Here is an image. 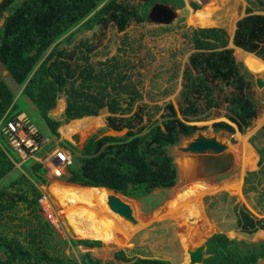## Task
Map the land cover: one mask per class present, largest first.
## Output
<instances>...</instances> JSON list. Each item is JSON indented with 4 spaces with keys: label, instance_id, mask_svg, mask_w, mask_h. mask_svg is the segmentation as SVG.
Listing matches in <instances>:
<instances>
[{
    "label": "trees",
    "instance_id": "obj_1",
    "mask_svg": "<svg viewBox=\"0 0 264 264\" xmlns=\"http://www.w3.org/2000/svg\"><path fill=\"white\" fill-rule=\"evenodd\" d=\"M259 8L264 2L255 0ZM154 4L183 7L182 0H0V17L7 12L0 25V69L6 73L12 87L0 76V122L12 120L21 113L17 100L25 101L43 123L47 134L58 138V120L48 115L59 95L63 96L61 117L67 122L83 117H95L100 110L109 116L103 129L125 130L120 136L92 134L79 149L64 141L70 153L76 154L77 167L67 166L59 180L79 187L63 186L68 193H80L100 188L134 200L145 199L153 190L174 186L177 172L168 147L190 137L198 128L187 122L199 121L197 117L216 107L214 89H228L223 97L226 122L211 125L214 132L242 133L256 117L251 100L252 75L234 61L232 50L226 49L227 38L223 29L213 27L186 28L182 37L193 52L187 58L182 72L178 106L170 103L162 108L160 120L146 127L136 128L140 118L132 113L139 91L125 71V62L111 56L91 62L93 50L86 40L66 49L63 45L79 33L112 25L122 32L130 24L146 21V13ZM192 10L195 5L190 6ZM246 9L244 17L235 23L232 45L253 54L264 62V16L251 14ZM17 98V99H16ZM128 117H122L130 114ZM178 115V116H177ZM32 123V122H31ZM231 124V125H230ZM67 149V148H66ZM17 156L0 137V264H110L80 256L78 262L52 256L42 247L39 233L50 227L39 216L37 199L39 186L46 179L39 176L37 162L30 170H23ZM246 175H249L246 173ZM84 187V188H80ZM98 188V189H89ZM72 204L84 205L78 199ZM18 211H25L18 221L32 228L21 240L4 233V221L13 219ZM77 212L72 217L78 224ZM236 225L243 234L264 231V218L255 219L247 211L239 210ZM91 226V225H90ZM107 227V225H103ZM100 240H73L71 246L99 247ZM204 259L201 264H264V242L245 243L228 239L216 233L204 241ZM111 261L122 264H169L167 261L133 257L127 258L120 250L111 255Z\"/></svg>",
    "mask_w": 264,
    "mask_h": 264
},
{
    "label": "rangeland",
    "instance_id": "obj_2",
    "mask_svg": "<svg viewBox=\"0 0 264 264\" xmlns=\"http://www.w3.org/2000/svg\"><path fill=\"white\" fill-rule=\"evenodd\" d=\"M127 1L130 3L135 2V0ZM215 1L217 0H212V2ZM246 1H248L247 7L245 3L237 1V3L230 6L229 12L224 17L220 16L219 18L228 22H225L224 25L227 43L234 29L232 21L245 15L246 9L252 12H262L264 16V9L261 10L255 0H251L252 3H250V0ZM262 1L264 2V0ZM185 2L188 3V10H174L175 17L166 26L153 25L145 21L141 24L130 23L124 31L117 32L109 24L103 28L96 27L92 31L76 34L69 44L63 45L66 49H70L79 40H86L87 44L93 46L89 56L91 62L102 61L111 56H116L122 62H125V71L130 73L131 80L140 94V98L132 108V113H136L140 118L138 122L134 121L133 131L139 127H146L152 121L159 122L160 116L164 113L162 108L165 104L170 103L175 109L178 106L182 82L181 75L187 66L188 56L193 52L190 44L182 37V34L185 33L186 28L204 26L205 24H202L198 19L196 20L193 14L208 10H205L207 6H204L203 11L191 10L190 3L196 4L199 8L198 2L201 4L202 0H185ZM214 7H216V4ZM221 12V10L214 8L213 11H209L207 17L211 15L214 18L218 14L221 15ZM6 15L7 12L1 15L0 25ZM209 24H212V22L208 21L206 25ZM231 50L233 54L234 48H231ZM237 50L239 51V49H235L236 57ZM253 61L260 63L262 69L257 68L255 70L252 65ZM237 63H240L244 69H246V66L250 71H254L250 73L252 75L250 97L255 104L256 117L242 134L237 131L232 135L223 131L214 132L211 125L225 121L223 116L226 110L223 97L228 92L227 88H220L217 85L213 93L216 107L197 117L199 121L187 122L196 126L198 130L191 137L182 138L178 144L167 149L177 172L174 186L165 190L155 189L143 200L127 199L114 194L130 208L128 210L129 215L126 216V218L130 217V221H127L129 219L127 218L126 224L105 209L104 202L108 194L107 190H97L92 196L91 202L92 191L80 193L78 189H74L68 193L63 189V186L72 185L53 177L52 174L56 175L55 170L53 169L52 172V167L44 161L45 156L53 148H67L69 150L63 142L66 141L73 146L69 139L72 134L78 135V143L73 147L79 149L83 141L92 134L120 136L125 130L116 132L108 129L102 130L105 124L104 120L109 116L103 109L94 118H81V120L89 122L86 131L75 130L66 136L64 140L58 141V138L53 139L47 134L35 111L30 109L25 101L18 99L16 102L21 113L35 125L40 135L47 140V143L42 147V151L36 154L38 168L40 169L39 176L47 181L46 185L42 187L46 199V209L49 210L50 214L48 218L43 206L41 211L38 212L42 220L50 227L49 230H43L38 235L41 238L43 237L42 247L46 248L52 256L74 262H78L80 256L87 253L89 257L98 259L101 262L110 261V264H122L111 261L112 253L120 250L127 258H157V260H167L171 264H183L185 257L187 259L186 251H191L213 233H222L226 238L234 239L236 242H262L264 240L262 233L259 232L252 236V234H243L238 230L236 214L241 209L249 212L255 218L264 217V63L251 55L245 57V66L240 61ZM0 76L8 86L12 87L11 81L1 69ZM257 77L263 82L260 89L256 88L253 83V80ZM62 99L63 96L59 95L56 105L52 109V113L60 122L61 127L75 121L66 122L61 117L60 105ZM130 115L131 113L122 117ZM197 133L206 137L213 136L217 141L226 145L224 152L232 158V166L227 173L220 176L204 175L201 177L195 174H198L197 169L194 168L196 166L195 159L190 158L187 153L180 152L178 148L184 146L185 142ZM247 137L250 138L249 142L246 140ZM241 138H245L247 147L254 154L253 157L256 158V155L258 157L257 162L252 161L245 165L243 169L240 166L241 154L239 153ZM183 160H188V163L193 164L190 167V172L188 170L185 172V168H182L185 165L181 163ZM30 162L31 159H27L20 160L19 163L22 168H27ZM246 173L249 175H246ZM64 174L65 170L62 171L61 175ZM242 176L244 182L241 181L237 193L232 194L221 190L212 192L213 187L222 181L230 178L239 179ZM51 177H53L52 180ZM198 184L204 186L205 189L201 190L200 193L187 195L180 201L177 200L178 196ZM73 199H78L84 205L72 204ZM76 212L78 222L88 220L91 226L86 223H76L72 218ZM20 215H25V211H18L14 215H10L13 216V219L5 220L3 226L5 235L14 236L16 233L15 237L21 240V236L30 230L32 225L28 223L21 224L17 219ZM132 221H135L137 225L134 227L128 226ZM103 225H107V227ZM81 239L100 240L101 245L99 247L82 248L71 246L69 243V241ZM259 262L263 263L264 258Z\"/></svg>",
    "mask_w": 264,
    "mask_h": 264
},
{
    "label": "water",
    "instance_id": "obj_3",
    "mask_svg": "<svg viewBox=\"0 0 264 264\" xmlns=\"http://www.w3.org/2000/svg\"><path fill=\"white\" fill-rule=\"evenodd\" d=\"M175 17V12L172 7L165 6L161 4L152 5L147 14L146 21L150 24L166 26ZM242 18V17H241ZM235 28V27H234ZM226 49L236 48L232 45V36L230 38V42L225 47ZM238 49V48H237ZM241 50V49H239ZM244 54L251 55L256 58L253 54L247 53L241 50ZM234 58L235 62L239 60ZM258 59V58H256ZM254 86L258 89L262 88L263 82L259 77L253 80ZM72 145L75 146L78 143V135L72 134L69 138ZM178 150L182 153H187L190 155V158L195 159L194 162L196 164L195 168L198 171L197 176H220L227 173L232 166V158L229 154H226L224 151L226 150V145L216 140L215 137H206L201 135L200 133L195 134L194 137L190 138L187 142H185L184 146L179 147ZM69 169L73 170L77 167V157L76 154H70L69 160ZM194 169V168H193ZM52 179V178H51ZM78 187V186H77ZM81 188V187H80ZM113 194V193H112ZM121 205V204H119ZM118 209V208H116ZM119 210L123 214L124 217L128 216V211L119 207ZM204 241L197 249H192L189 252L188 260L189 264H201L204 259Z\"/></svg>",
    "mask_w": 264,
    "mask_h": 264
},
{
    "label": "built area",
    "instance_id": "obj_4",
    "mask_svg": "<svg viewBox=\"0 0 264 264\" xmlns=\"http://www.w3.org/2000/svg\"><path fill=\"white\" fill-rule=\"evenodd\" d=\"M0 137L13 153L20 159H32L36 161L35 155L41 151L43 145L47 143L37 128L22 113L17 114L12 120L0 122ZM46 164L59 173L69 165L70 154L63 150L54 148L44 158ZM58 175V174H56ZM46 199L41 195L37 199V205L41 211L42 206L45 208L46 216L49 218V210L46 209Z\"/></svg>",
    "mask_w": 264,
    "mask_h": 264
},
{
    "label": "crops",
    "instance_id": "obj_5",
    "mask_svg": "<svg viewBox=\"0 0 264 264\" xmlns=\"http://www.w3.org/2000/svg\"><path fill=\"white\" fill-rule=\"evenodd\" d=\"M183 1V7H182V10L184 9H186V10H188V3H186L185 2V0H182ZM201 1V0H200ZM237 1H241V3H245V6H246V4H247V2L248 1H246V0H217V1H215V2H212V0H202V3L200 4L199 2H198V4L200 5V7L198 8V6L196 5V4H193V3H190L189 4V6H191L192 4L193 5H195L196 6V9L195 10H193V11H196V10H200V11H203L204 9V6H207V8H205V9H208L207 11L209 12L210 10H213L214 8H216V9H219V10H221L222 12H221V15H216V17H214V18H212L211 17V15H210V17H207V20H205V25L204 26H200L199 28H202V27H213V28H220V29H223L224 30V25H225V22H227V20L225 21V20H220L219 18H220V16H222V17H224L225 16V14H227L228 12H229V8H230V6L232 5V4H234V3H237ZM262 1V0H261ZM250 3H252V1L250 0ZM204 4V5H203ZM212 4H213V6H212ZM216 4V7H214V5ZM243 5V4H242ZM245 6H244V8H245ZM247 7V6H246ZM191 8V7H190ZM176 10V9H175ZM181 10V9H180ZM192 10V9H191ZM224 11V12H223ZM251 13H254V14H263L262 12H251ZM213 16V15H212ZM244 16V15H243ZM243 16H240L239 18H237V19H235V20H233L232 21V25H233V28L235 27V23H236V21L238 20V19H240L241 17H243ZM212 18V19H211ZM215 18H217L216 20H215ZM208 21H211L212 22V24H209V25H206L207 24V22ZM228 23V22H227ZM235 29V28H234ZM234 29H233V32H234ZM233 34V33H232ZM232 36V35H231ZM231 36H230V38H231ZM228 41V40H227ZM229 42H230V39H229ZM228 42V43H229ZM227 43V44H228ZM227 44H226V46H227ZM235 49L236 48H234V53L232 54L235 58H237L241 63H243L242 62V60L241 59H239L238 57H236V55H235ZM247 55V54H246ZM243 65L245 66V64L243 63ZM245 68L249 71V72H251V73H253L252 71H250L246 66H245ZM261 72V71H260ZM257 73H259V72H257ZM61 100V99H60ZM63 106H64V103H63V99H62V104L60 105V111L62 112V110H63ZM30 109H32V107L30 106ZM48 115L50 116V117H52L54 120H58L57 118H55L56 116H54L53 115V113H52V110H50L49 112H48ZM84 118H94V117H83V119ZM81 120V119H80ZM72 121V120H71ZM75 121H78V120H75ZM222 122H226V120L225 121H222ZM251 123V122H250ZM258 124V123H257ZM231 125V124H230ZM66 126H68V124L67 125H65V126H63V127H61V126H59L58 128H57V133H58V141H60V140H64L65 138H66V136H68L69 134H71V132H69L67 135H64L63 133H62V128H64V127H66ZM233 128H234V132L236 131V129H235V127L233 126V125H231ZM61 127V128H60ZM59 128H60V131H59ZM76 130H82V131H84L83 129H81V128H78V129H76ZM73 131H75V130H73ZM72 131V132H73ZM224 132V131H223ZM233 132V133H234ZM232 133V134H233ZM239 133V132H238ZM232 134H230V135H232ZM239 134H242V133H239ZM250 138L249 137H247L246 138V140L248 141ZM249 142V141H248ZM246 143L247 142H245V138H241L240 139V142H239V144H240V149H239V153L241 154L240 155V159H241V163H240V166H241V168L243 169L244 168V166L245 165H247V164H249L250 162H252V161H258V157H257V155H256V158H254L253 156H254V154H252L251 152H250V150H249V148L247 147V145H246ZM52 150V149H51ZM41 151H42V149H41ZM40 151V152H41ZM39 152V153H40ZM38 153V154H39ZM49 153V152H48ZM37 158V157H36ZM34 161H32L31 160V162H30V164L27 166V168H23V170L25 171V170H30V167H31V165H32V163H33ZM20 164H18L17 165V168H18V166H19ZM15 168H16V166H15ZM46 177H47V174H46ZM243 180V176H242V178L241 177H239V179H237V178H230V179H227V180H225V181H222L221 183H219L218 185H215L214 187H213V189H212V192H214V191H218V190H221V191H226V192H228L229 193V191H230V193H232V194H234V193H237V191H238V189H239V185H240V183H241V181ZM243 182H244V180H243ZM72 186H76V185H72ZM233 186V187H232ZM79 187V186H78ZM228 187V188H227ZM81 188H84V187H81ZM194 188H200V191L201 190H204L205 189V187L204 186H202V185H194L193 187H191V188H189L187 191H190V190H192V189H194ZM38 190L41 192V193H43V187L42 186H39L38 187ZM186 192V191H185ZM224 197H225V195H223ZM234 196V195H233ZM236 200V199H235ZM249 213V212H248ZM250 214V213H249ZM252 216V215H251ZM187 217H189V216H187ZM253 217V216H252ZM255 218V217H254ZM264 218V217H263ZM263 218H260V219H263ZM255 219H257L258 220V218H255ZM239 230V229H238ZM262 233V235H263V237H264V231L263 230H256L254 233H252V236L255 234H257V233ZM213 234H216V233H213ZM213 234H211V235H213ZM210 235V236H211ZM210 236H208V237H210ZM207 237V238H208ZM262 242H264V240H262ZM259 243V242H258ZM155 259H157V258H155ZM160 259V258H159ZM160 260H163V261H167V260H164V259H160ZM168 263L169 264H171L169 261H168Z\"/></svg>",
    "mask_w": 264,
    "mask_h": 264
},
{
    "label": "bare ground",
    "instance_id": "obj_6",
    "mask_svg": "<svg viewBox=\"0 0 264 264\" xmlns=\"http://www.w3.org/2000/svg\"><path fill=\"white\" fill-rule=\"evenodd\" d=\"M205 10H207V9H205ZM213 11V10H212ZM208 11H205V12H196V13H194L193 14V17L194 18H196V20L198 19V20H200L201 21V23L203 24H205V19H207V16H208ZM189 18V17H188ZM201 19H203V20H201ZM198 22V21H197ZM197 24V23H196ZM231 29V28H230ZM247 55L246 54H244L243 52H241V50H237V57H239V58H241L243 61V63H244V59H245V57H246ZM253 68L255 67V70L258 68V69H262V68H260V63H257V61H253ZM252 72H254V71H252ZM89 122H86L85 120H78V121H74V122H72L71 124H69L68 126H66V127H64V128H62V133L64 134V135H67L69 132H71L72 133V131L73 130H76V129H78V128H81V129H83L84 131H86L87 129H88V127H89V124H88ZM191 162H192V160H191ZM181 163H183V164H185L184 165V167L182 166V168H185V172H187V170L190 172V167L191 166H193V164L191 163H188V160H183V161H181ZM180 166V165H179ZM195 168V167H194ZM53 170V169H52ZM55 170V169H54ZM56 171L57 170H55V174H58V173H56ZM191 175V174H190ZM189 175V176H190ZM193 175V174H192ZM233 187V186H232ZM228 188V187H227ZM89 189H98V188H89ZM100 189H102V188H100ZM103 190H105V189H103ZM94 190H92V192H93ZM230 192V191H229ZM196 193H200V188H194V189H192V190H190V191H186L185 193H182L180 196H178L177 197V200H181V199H184L187 195H194V194H196ZM195 200H196V198H195ZM194 200V201H195ZM184 201H186V200H184ZM189 202H191V201H189ZM194 203V202H193ZM119 204H121V205H119ZM187 204V203H186ZM184 206H185V204H183ZM104 206H105V209L106 210H108L109 212H111L112 214H114L115 216H117L118 217V219L122 222V223H124V224H126V220H127V218H129L127 221H130V217H124L123 216V214L121 213V211L119 210V207L121 206L122 207V209H126L127 211L130 209L124 202H122L121 200H120V198L118 197V196H116V195H114V194H112V192H110V191H108V194H107V197H106V199H105V202H104ZM172 207H173V204H172ZM174 207H175V205H174ZM116 208H118V209H116ZM181 210V209H180ZM178 212H180V211H178ZM128 213V212H127ZM189 213V212H188ZM194 213H195V211H194ZM190 214V213H189ZM129 215V214H128ZM190 215H192V214H190ZM194 223V222H193ZM137 225V223L135 222V221H132L131 223H130V225H128V226H130V227H134V226H136ZM125 229V228H124ZM203 243V242H202ZM202 243H199L196 247H194V249H197V248H199V246L202 244ZM196 245V244H195ZM189 252L190 251H186V256H187V259H186V257H185V261H183V264H189V260H188V256H189Z\"/></svg>",
    "mask_w": 264,
    "mask_h": 264
},
{
    "label": "clouds",
    "instance_id": "obj_7",
    "mask_svg": "<svg viewBox=\"0 0 264 264\" xmlns=\"http://www.w3.org/2000/svg\"><path fill=\"white\" fill-rule=\"evenodd\" d=\"M173 10H174V9H173ZM147 12H148V11H147ZM146 14H147V13H146ZM251 14H254V13H251ZM256 15H262V14H256ZM153 25H154V24H153ZM160 26H161V25H160ZM232 35H233V34H232ZM232 56H233V55H232ZM258 60H260V59H258ZM260 61H261V60H260ZM261 62H263V61H261ZM263 63H264V62H263ZM247 71H248V70H247ZM248 72H249V71H248ZM249 73H251V72H249ZM19 114H20V113H19ZM22 114H23V113H22ZM70 121H71V120H70ZM72 121H73V120H72ZM34 126H35V125H34ZM37 130H38V129H37ZM195 132H196V131H195ZM195 132H194V133H195ZM194 133H193V134H194ZM193 134H192V135H193ZM190 137H191V136H190ZM188 138H189V137H188ZM53 149H54V148H53ZM58 149H61V148H58ZM62 149H63V148H62ZM63 150H65V151H67L69 154H71V153L69 152V150H67V149H63ZM50 151H51V150H50ZM50 151H49V152H50ZM12 152H13V151H12ZM38 153H39V152H38ZM38 153H37V154H38ZM17 158H18V157H17ZM35 158H36V155H35ZM18 159H19V158H18ZM36 159H37V158H36ZM26 160H27V159H26ZM31 160H32V159H31ZM21 161H24V160H21ZM32 161H34V160H32ZM37 161H38V159H37L36 161H34V162H37ZM19 162H20V159H19ZM19 162L16 163L15 166H17L18 164H20ZM18 167H19V166H18ZM66 167H67V166H66ZM66 167H65L64 169H61V171L58 173V175H53V174H52V176L55 177V178H57V179H59V176L61 175L62 171L66 169ZM16 168H17V167H16ZM51 171H52V168H51ZM52 172H53V171H52ZM53 177H51V178L53 179ZM52 179H51V180H52ZM102 189H104V188H102ZM105 190H106V189H105ZM107 191H109V190H107ZM110 192H111V191H110ZM112 193H113V192H112ZM113 194H115V193H113ZM41 195H44V194L41 193ZM117 195H118V194H117ZM121 197H122V196H121ZM124 198H125V197H124ZM127 199H128V198H127ZM37 207H38V205H37ZM39 211H40V210H39ZM206 239H207V238H206ZM206 239H205V240H206Z\"/></svg>",
    "mask_w": 264,
    "mask_h": 264
}]
</instances>
